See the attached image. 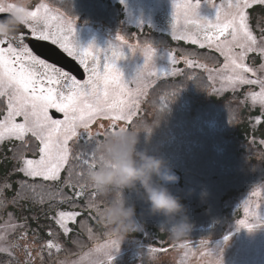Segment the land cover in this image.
I'll return each mask as SVG.
<instances>
[{
  "label": "rangeland",
  "instance_id": "374dc122",
  "mask_svg": "<svg viewBox=\"0 0 264 264\" xmlns=\"http://www.w3.org/2000/svg\"><path fill=\"white\" fill-rule=\"evenodd\" d=\"M40 2L55 9H62H59L60 13L75 26L74 41L77 48L93 46V51L100 56L101 69L106 62L105 57L111 56V48L119 43L118 35L124 36L128 44L138 45L135 53L124 46L122 57L116 60V67L126 82L134 80L143 67L144 57L139 48L146 42L155 49L153 71L167 72L170 67L181 70L182 75L179 76L150 77L144 85L146 95L139 97V107L132 116L126 120L97 118L92 130L100 134L97 138L101 141L121 129L141 130L135 150L163 159L167 168L179 177L176 183H165L156 177L154 180L164 184L180 199L184 206L183 215L192 226L188 236L179 240L170 238L167 231L170 224L165 217L162 216L158 221L150 209L137 207L148 204L143 198L142 189H125L121 192L120 189L113 188L106 194L91 196L92 189L89 188L82 197H73L61 203L62 198L58 199V195L53 200L49 193L51 191H44L55 183L37 178L40 181L30 183L37 185V192L44 194V200L38 202L30 192L27 193L26 200L36 208L50 211V226L55 234H58L57 231L62 233L52 218L56 211L81 213L80 227L75 237H86V244L76 247L77 255L57 259L55 264H96L98 260L102 261V264H111L107 256L97 253L96 250L112 240L120 242L119 251L114 253L112 264H148L146 253L149 246L167 249L165 252L156 253L159 264H264V224L251 231L243 227L237 228V220L245 218L246 201L251 202L253 211L264 219V137L254 136L259 126L264 125V112L259 105L252 107L250 101H246V93L250 90L259 91V85H241L235 90L227 87L226 77L232 73L224 69L225 58L215 50V46L210 48L206 44L204 48H200L199 44H192L190 38L180 39L181 36L196 32L195 26L187 23L182 12L179 15V23L173 30V0H31L29 6L34 7ZM214 2L219 6L227 0ZM257 8L264 11L260 6ZM198 13L209 21L216 18V8L207 0H200ZM166 17L171 18L172 28H165L163 22H159ZM198 38L204 40V35L202 37L199 34ZM29 41L35 40L28 36ZM41 43L45 50L44 47L39 49L29 45L37 56L77 79L88 78L89 74L73 56H67L58 47L56 50L50 41ZM169 50L177 56L176 65H170ZM187 53L196 54L195 63L191 67L183 63L182 54ZM64 56L68 59L64 60ZM246 63L257 67L258 63H264V60L256 57L255 61L248 59ZM248 75L249 78H255L251 74ZM188 76L195 79L190 80ZM184 77L187 81L178 80ZM170 81L174 82L169 83ZM141 84L143 85V82ZM169 85H180L176 95H171L174 88ZM137 86V83L125 85L133 92ZM0 98H4L0 100V119H3L7 111L6 97ZM51 111L56 115L55 118L63 119V114ZM16 122H22V117H17ZM241 124H246L250 132L249 135L243 133L244 137L240 139L237 134ZM83 142V139L79 142L73 141L69 146L75 150L77 143L83 146ZM14 143L18 142L5 141L0 143V147L9 144L10 150ZM30 143L32 147L25 156L38 159V142L31 140ZM232 144H237L236 150L242 152L245 159L250 160V166H261L256 181L251 178V168L246 169L245 164L234 162L232 159ZM155 151L157 153H154ZM21 179H25L22 174ZM55 185L57 190L58 185ZM65 189L66 194L71 196L73 190ZM253 192L258 195L254 196ZM219 195L223 196L224 201L214 210L209 202L220 198ZM90 198L95 202V207L87 204ZM120 198L135 208L134 227L122 240L102 215L110 203ZM11 206L0 212V224L8 219V213H12L11 223L16 225L17 233L21 230L26 232L27 221L25 218L19 220ZM90 221L98 223V226L107 232L100 236L91 234L88 231ZM75 223L68 221L67 226L73 229ZM225 236L229 237L226 242ZM31 238L33 240H28L31 244L41 240V237L34 239V235ZM68 250L72 252L75 249ZM49 259L48 257L47 260ZM35 261L36 259L33 264Z\"/></svg>",
  "mask_w": 264,
  "mask_h": 264
},
{
  "label": "snow or ice",
  "instance_id": "6c2138e0",
  "mask_svg": "<svg viewBox=\"0 0 264 264\" xmlns=\"http://www.w3.org/2000/svg\"><path fill=\"white\" fill-rule=\"evenodd\" d=\"M207 2L216 8L214 21L199 15L200 0H173V30L182 12L187 23L195 26L196 32L181 36L180 39L190 38L191 43L199 44L200 48L206 44L210 48L215 46V50L225 58L224 69L232 73L226 77V86L235 90L241 85H259V91L250 90L246 93V101H250L252 107L259 105L264 112V63H258L257 67L246 63L248 59L255 61L256 57L264 60V11L256 12L255 15L250 12L257 6L264 9V0H227L219 6L214 0ZM17 11L25 12L28 23L11 38L0 40V97H6L7 108L3 119H0V143L18 142L13 144L12 158L16 164L8 176L0 179V212L21 199H28L29 192L38 202H43L44 194L37 192V185L30 183L37 178L58 185L56 193L50 194L53 200L56 195L62 197L61 203L73 197H82L91 188L85 181V174L98 165V145L101 140L97 137L100 134L92 130L97 118L126 120L139 107V97L146 95L144 85L150 77L182 75L180 69L172 67L167 72L153 71L155 49L146 42L139 48L144 57L143 67L134 80L126 82L116 67V60L122 57L124 46L135 53L138 45L128 44L124 36L118 35L119 43L111 48V56L105 57L106 62L101 69L100 56L93 51V46L77 48L74 41L75 26L59 9L43 2L34 7L28 5L26 9L17 8L15 2L0 0V20ZM201 32L204 40L198 38ZM29 35L33 40L50 41L76 58L89 74L88 78L77 79L37 56L29 46L30 41L26 42ZM173 36L175 38L174 31ZM195 56V53L182 54L183 63L193 66ZM169 58L170 65L177 64V56L171 50ZM248 74L255 78H249ZM129 83H137L134 92L125 87ZM169 87L174 88L171 93L173 96L180 90V85ZM51 110L63 114V119L55 118ZM17 117H22V122H16ZM81 139L84 141L83 146L77 143L75 150L69 146L70 142H79ZM31 140L38 142V159L25 156L32 147ZM17 173L25 179L13 181L11 175ZM65 188L73 190L71 196L65 194ZM91 189V196L99 194ZM253 195L258 193L253 192ZM87 204L95 207L91 198ZM245 205V218L237 220V228L251 231L264 224L259 213L253 211L251 202L246 201ZM79 216L81 213L78 211L59 210L52 218L67 236L72 231L67 222L75 223ZM11 220L12 213H8V219L0 224V264H33L38 257L43 264L45 249L49 258H52L53 250L56 253L61 251L58 238H51L56 235L51 229L48 232L50 238L34 249L25 239L28 233L23 230L17 233L16 225ZM228 238L224 237L225 242ZM73 243L82 247L79 241ZM119 245L120 242L112 240L96 252L107 256L112 264ZM149 250L155 253L167 251L152 246H149ZM18 252H23V260L17 256ZM96 264H102V261L98 260Z\"/></svg>",
  "mask_w": 264,
  "mask_h": 264
},
{
  "label": "clouds",
  "instance_id": "9594fccd",
  "mask_svg": "<svg viewBox=\"0 0 264 264\" xmlns=\"http://www.w3.org/2000/svg\"><path fill=\"white\" fill-rule=\"evenodd\" d=\"M17 8L26 9L31 0H14ZM28 23L25 12L17 11L0 20V40L11 38ZM142 54V53H141ZM141 130H120L109 134L98 145V165L87 170L86 183L99 194H106L113 188L143 190V198L153 214L161 215L170 224L167 231L170 238L179 240L189 235L191 224L183 215L184 206L162 183H176L177 175L167 168L163 159L137 152L138 133ZM104 219L113 226V231L123 239L134 227L135 208L127 205L123 198L110 203L102 213ZM177 217H180L177 219ZM148 264H159L157 254L146 253Z\"/></svg>",
  "mask_w": 264,
  "mask_h": 264
},
{
  "label": "trees",
  "instance_id": "16d2710c",
  "mask_svg": "<svg viewBox=\"0 0 264 264\" xmlns=\"http://www.w3.org/2000/svg\"><path fill=\"white\" fill-rule=\"evenodd\" d=\"M189 75H190V72H189ZM178 80H183L184 82L187 81L186 77L180 78ZM173 82L174 81H170L169 83H173ZM239 129H240V131L238 132L237 135L240 139H241V137H244L243 133H245L246 135H249L250 130L247 128L246 124H241L239 126ZM236 130L238 131V128H236ZM254 136L255 137H264V125L259 126V130H256L254 132ZM8 146H9V144H5L4 146L0 147V178H4L5 176H8L10 174V169L14 168V166L16 164V161L12 158L13 153H11V151L13 152V147H10V150H9ZM236 146H237V144H232V146H231L232 147V150H231L232 159L234 160V162H237V163L240 162L241 164H245L246 169L251 168V170H252L251 178L253 179V181H256L258 178V171L261 168V166H256V167L250 166V160L245 159L242 152H239L236 150ZM154 153H157V152L155 151ZM11 164H12V166H11ZM78 171H79V169H78ZM63 175L64 174L62 173V176ZM11 179L13 181L20 180L21 174H18V173L13 174V175H11ZM36 181L38 182L40 180L36 179ZM178 186H180V184ZM44 191H47V192L51 191L49 193L54 194V193H56V185L54 184V185L50 186L49 188H45ZM64 192L66 194L67 190L65 189ZM220 196L221 195H219V197ZM56 197L58 199L62 198L60 195H58ZM221 201H224L223 196H221L217 200H213L209 203H211L213 209L216 210V208L219 207ZM137 207L150 209V206L148 204L137 205ZM11 209H13L17 213V218H19V220H22L25 218V221H27L28 229L26 232L28 233V235L25 237L26 240H33V238H31L32 235H34V239L37 237H41L40 241H38V242L36 241L35 243L31 244L32 248L38 249L40 247L41 242H46L50 238L48 235V232H49V229H51L50 225H52V223L49 219V216H50L49 210H46V209H43L40 207L36 208L35 206L31 205V203L29 201H27L25 199H21L17 203V206L12 205ZM220 212H221V210H220ZM223 213L224 212L222 209V214ZM153 215L156 218V220H158V221L162 217L161 215H157V216H155L156 214H153ZM87 220H89V219H87ZM79 223H80V220L78 217L72 231L67 236H65L63 233H60L59 231H57L58 234L51 237L54 240H56L58 238V241L61 244V251L59 253H56L53 250L52 258L47 260L48 255H47V250L45 249V252L43 254V264H55L57 259L68 258L70 256L77 255V254H75V252L78 250V248L76 249L77 245L74 244L73 241H79L81 245L86 244L85 240H84V239H86V237H84L82 235H79V237H75L78 234L77 232H78L79 227H80ZM89 224H90V226L88 228V231L93 235H99L100 236L101 234H104L105 232H107V230L101 229L98 226V223L90 221ZM56 229L57 228H55V230ZM158 230L159 229H157V231ZM162 235H164V234L162 233ZM74 237H75V239H74ZM87 246H89V245H87ZM69 248H72V250H74V249L75 250L72 252H69V250H68ZM17 256L20 258V260L24 259L23 252H18ZM35 264H42V261L39 257L36 258Z\"/></svg>",
  "mask_w": 264,
  "mask_h": 264
},
{
  "label": "flooded vegetation",
  "instance_id": "af4514ba",
  "mask_svg": "<svg viewBox=\"0 0 264 264\" xmlns=\"http://www.w3.org/2000/svg\"><path fill=\"white\" fill-rule=\"evenodd\" d=\"M257 7H258V6H257ZM257 7H256V9H258ZM121 9H122V7H121ZM259 10H260V9H259ZM254 11H255V10H254ZM156 21H157V18H156ZM158 21H159V20H158ZM158 21H157V22H158ZM159 22H160V23L163 22V25H164L165 28L169 26L168 29H169V28H172V26H173V24H171V22H172V21H171V18H169V17L163 18V20L161 19ZM200 35L203 37V32H201ZM29 36H30V35H29ZM30 37H31V36H30ZM31 39H32V38H31ZM26 42H28V39L26 40ZM55 46L58 47L57 45H55ZM58 48H59L60 50H62L60 47H58ZM62 51H63V50H62ZM63 52H65V51H63ZM65 53H66V52H65ZM66 54H67V53H66ZM67 56H68V54H67ZM71 57H72V56H71ZM73 58H74V57H73ZM74 59L77 61L76 58H74Z\"/></svg>",
  "mask_w": 264,
  "mask_h": 264
},
{
  "label": "water",
  "instance_id": "95a60500",
  "mask_svg": "<svg viewBox=\"0 0 264 264\" xmlns=\"http://www.w3.org/2000/svg\"><path fill=\"white\" fill-rule=\"evenodd\" d=\"M23 30V29H22ZM34 41V40H33ZM42 41H34V42H32V41H30V43H29V45L31 46V47H33V48H39V49H41V48H43V50H45V46L41 43ZM56 48V47H55ZM56 50H58L57 48H56ZM37 51V50H36ZM59 52V51H58ZM37 53H38V51H37ZM59 54H61L60 52H59ZM67 60L68 58L67 57H65L64 56V60ZM52 113H53V115H54V117H56V115L54 114V112L52 111Z\"/></svg>",
  "mask_w": 264,
  "mask_h": 264
},
{
  "label": "bare ground",
  "instance_id": "6f19581e",
  "mask_svg": "<svg viewBox=\"0 0 264 264\" xmlns=\"http://www.w3.org/2000/svg\"><path fill=\"white\" fill-rule=\"evenodd\" d=\"M60 10H62L61 8H59ZM56 47V46H55ZM57 48V47H56ZM36 54V52H34ZM0 100H4V98H0Z\"/></svg>",
  "mask_w": 264,
  "mask_h": 264
}]
</instances>
